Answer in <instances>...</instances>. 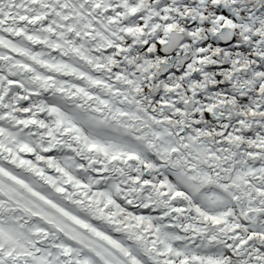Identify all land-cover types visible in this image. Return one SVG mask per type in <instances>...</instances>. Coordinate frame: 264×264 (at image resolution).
Segmentation results:
<instances>
[{
    "label": "snow or ice",
    "instance_id": "6c2138e0",
    "mask_svg": "<svg viewBox=\"0 0 264 264\" xmlns=\"http://www.w3.org/2000/svg\"><path fill=\"white\" fill-rule=\"evenodd\" d=\"M0 264H264V0H0Z\"/></svg>",
    "mask_w": 264,
    "mask_h": 264
}]
</instances>
